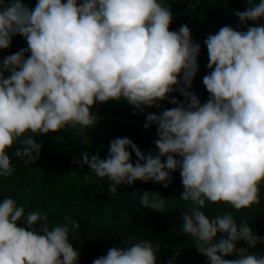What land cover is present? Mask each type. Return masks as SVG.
I'll return each instance as SVG.
<instances>
[{
  "label": "clouds",
  "instance_id": "clouds-1",
  "mask_svg": "<svg viewBox=\"0 0 264 264\" xmlns=\"http://www.w3.org/2000/svg\"><path fill=\"white\" fill-rule=\"evenodd\" d=\"M198 3L189 7L194 11ZM247 3L246 10H234L242 27L225 24L203 40L209 72L202 83L209 95L201 102L191 90L201 44L187 25L171 30V4L36 0L30 8L23 0H0V50L11 48L16 36L27 44L0 56V177L13 175L10 149L25 167L33 165L43 147L36 137L69 128L88 131L101 119L92 111L98 103L127 102L145 115V130L156 126V151L118 137L109 141L106 158L85 151L77 162L107 179L112 195L136 181L169 188L179 171V199L187 205L179 217L180 234L207 264H264V256L245 251L264 243L248 221L237 223L231 211L218 209L211 218L203 211L209 204L250 209L260 203L264 185V0ZM165 101L174 107L145 112ZM166 200L159 192L140 194L142 207L161 213ZM64 220L50 225L44 213L25 216L23 206L5 197L0 264H79L81 254L69 233L80 225L70 216ZM127 241L92 264H157L161 242L134 236ZM241 241L248 247L238 248ZM178 256L167 264H176Z\"/></svg>",
  "mask_w": 264,
  "mask_h": 264
},
{
  "label": "rangeland",
  "instance_id": "rangeland-1",
  "mask_svg": "<svg viewBox=\"0 0 264 264\" xmlns=\"http://www.w3.org/2000/svg\"><path fill=\"white\" fill-rule=\"evenodd\" d=\"M23 2L30 8H34L36 4V0H23ZM163 2L172 5L174 21L171 25V30H177L181 25H187L192 31L193 39L201 44L202 51L198 58L200 70L193 81V88L191 90L198 95L201 102H204L207 100L209 94L202 83V77L208 74L209 69L206 68L207 49L203 45V40L209 33L217 32L225 24L238 28L242 27L239 17L235 15L234 10L244 11V3H247V0L242 2L241 0H199L194 11L189 7V3H196V0H163ZM221 11H224V14H228V17L224 20L219 19V12ZM261 23L264 24V20ZM249 24L255 26L254 22L250 21ZM25 47H27V44L24 38L16 36L13 38L11 48L0 50V56H6ZM171 95L181 100L184 99L178 93ZM165 107L170 108L174 107V105L165 101L162 102L161 108L146 107L145 112L159 114ZM92 111L98 114L101 119L96 127L88 131L79 128H69L61 130L58 133H49L48 135L36 137L37 142L41 143L43 147L40 158L33 165L25 167L23 161L14 155L15 149H10L8 154L14 168L13 175L8 178H0L7 180V184L11 186V191H20L32 195L36 189L34 187L39 186L43 182L40 172L42 161L52 160V162L60 166L62 175L66 176L65 180H61L62 183L58 186L55 196L63 197L71 189L80 191L83 195H88L91 189L102 190L109 187V181L107 179L101 180L94 173H91L87 165L77 162L83 152L87 151L91 154H99L101 158H106L108 156L109 141L118 137L130 138L142 151H156L153 143L157 138L156 126L153 125L150 130H145L143 127V124L146 122L145 115L135 110L127 102L112 101L109 103H98ZM85 136H88L87 145L82 142ZM55 140L58 143L54 142ZM58 148H63L60 155L55 153ZM136 159L133 153V161ZM73 171H75L74 176L71 175ZM179 185H182V183L179 171H177L173 173V179L169 188H164L162 184L154 182L144 183L136 181L135 184L121 186L118 190H134V195L138 197L144 190L159 192L160 195L167 196ZM43 189L46 191V184L45 186L43 185ZM21 197L25 196L22 195ZM126 207L124 205L122 208ZM226 210L233 213L234 217L237 218V223H240L239 219L243 218L249 222V226L252 228L254 234L264 237V185H261L260 203L258 205H253L252 208L244 209L240 212L230 207ZM136 212L126 208V213L121 214L118 223L125 224V226L119 229L122 235L126 234L128 236L129 234H133L140 240L147 239L153 243L161 242L164 245L168 242V239L162 240V237H169L170 234H175L180 243H185L186 245L192 243L190 238L180 234V220H174L171 214L166 216L168 212L166 207L164 213L154 211L151 208H144L141 213ZM118 232H113L114 236L112 240H119V236H117ZM109 242L106 243L108 245L107 248L116 245L120 246L118 242V244ZM237 247L247 248L248 246L246 242L241 241L237 244ZM245 251L264 256V243H258L256 248ZM166 257L159 252L157 264H167L169 259ZM225 258L236 259L237 257L228 256ZM181 264H207V258L198 254L195 249L186 256Z\"/></svg>",
  "mask_w": 264,
  "mask_h": 264
},
{
  "label": "trees",
  "instance_id": "trees-1",
  "mask_svg": "<svg viewBox=\"0 0 264 264\" xmlns=\"http://www.w3.org/2000/svg\"><path fill=\"white\" fill-rule=\"evenodd\" d=\"M244 4V10H246L248 3ZM219 13L220 20L228 17V14H224V11ZM54 142L58 143L57 140ZM62 151L63 148H58L55 153L60 155ZM40 172L43 182L34 187L36 189L32 195L20 191H11V186L7 184V180L0 178V201L5 197H11L16 200L18 205L25 208V216L30 212L44 213L50 220V225L65 223V216H70L72 220L78 222L79 229L74 232L70 231L69 238L74 248L81 254L79 264H92L94 259L105 255L109 249L106 243L109 241L118 242L123 247L128 245L127 237H136L133 234L122 235L119 229L125 224L118 223L121 214L126 213V208L139 213L144 210L140 205V196H135L134 190H117V193L112 195L108 192L107 187L102 190L91 189L88 195H83L80 191L71 189L63 197L55 196L58 186L62 183L61 180L66 178L65 175H62V169L52 160H44ZM45 184L46 191L43 189ZM182 191L183 186L179 185L169 195H161L168 199L165 206L168 211L166 216L171 214L174 220H179L181 212L187 207L186 202L179 199ZM22 195L25 197L22 198ZM124 205L127 207L122 208ZM227 208L229 207L209 204L203 211L211 218L218 214V209L219 214H223L224 211H228ZM19 226L26 227L23 223ZM113 232H118L119 240H112ZM176 236L170 234L169 237H162V240L168 239V242L164 244L160 253L169 259L179 252L176 264H181L186 256L195 250V247L193 242L189 245L180 243Z\"/></svg>",
  "mask_w": 264,
  "mask_h": 264
}]
</instances>
